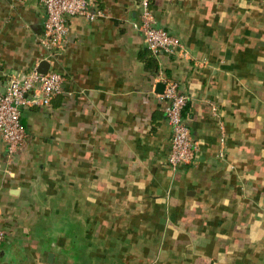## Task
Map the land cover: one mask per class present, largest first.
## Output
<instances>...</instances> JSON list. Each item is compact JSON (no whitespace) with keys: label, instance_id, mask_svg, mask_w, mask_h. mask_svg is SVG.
I'll use <instances>...</instances> for the list:
<instances>
[{"label":"crops","instance_id":"0c3cea01","mask_svg":"<svg viewBox=\"0 0 264 264\" xmlns=\"http://www.w3.org/2000/svg\"><path fill=\"white\" fill-rule=\"evenodd\" d=\"M89 2L50 62L42 6L0 0V93L41 62L64 78L50 109L22 110L11 162L0 139V264H264V0H152L185 51L156 58L137 0ZM166 82L196 145L176 171Z\"/></svg>","mask_w":264,"mask_h":264},{"label":"built area","instance_id":"2783aa9c","mask_svg":"<svg viewBox=\"0 0 264 264\" xmlns=\"http://www.w3.org/2000/svg\"><path fill=\"white\" fill-rule=\"evenodd\" d=\"M45 12L43 34L38 44L44 51V60L52 62L70 43L67 18L80 17L92 21L97 13L92 12L89 0H35ZM152 0H137L139 22L134 28L141 34L142 42L151 56H177L185 54L179 41L164 29L155 26ZM64 78L55 71L41 74L37 68L24 74L12 75L6 88L0 93V139L6 146V158L11 159L27 143V133L21 124L22 110L29 106L51 108L52 100L61 94ZM165 116L171 129L165 166L176 171L181 166L195 161L196 145L182 117L188 96L182 95L173 82H166L163 90ZM9 175L10 173L6 171ZM5 238L3 218L0 215V247Z\"/></svg>","mask_w":264,"mask_h":264},{"label":"water","instance_id":"95a60500","mask_svg":"<svg viewBox=\"0 0 264 264\" xmlns=\"http://www.w3.org/2000/svg\"><path fill=\"white\" fill-rule=\"evenodd\" d=\"M48 70H49V66H48V64L46 63V62H41V64L38 66V68H37V71L39 72V73H41V74H45V73H47L48 72ZM52 254H50L49 255V260H51L52 259V256H51Z\"/></svg>","mask_w":264,"mask_h":264},{"label":"trees","instance_id":"16d2710c","mask_svg":"<svg viewBox=\"0 0 264 264\" xmlns=\"http://www.w3.org/2000/svg\"><path fill=\"white\" fill-rule=\"evenodd\" d=\"M145 61H146V63H147L149 68H154L153 67V61L151 60V58H150V60L148 59V60H145Z\"/></svg>","mask_w":264,"mask_h":264}]
</instances>
